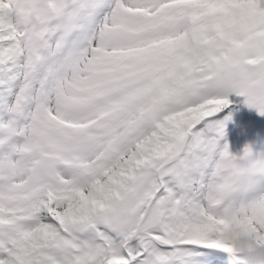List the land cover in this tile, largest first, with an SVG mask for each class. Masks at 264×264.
Segmentation results:
<instances>
[{
    "label": "snow or ice",
    "instance_id": "obj_1",
    "mask_svg": "<svg viewBox=\"0 0 264 264\" xmlns=\"http://www.w3.org/2000/svg\"><path fill=\"white\" fill-rule=\"evenodd\" d=\"M264 0H0V264H190L264 240Z\"/></svg>",
    "mask_w": 264,
    "mask_h": 264
},
{
    "label": "clouds",
    "instance_id": "obj_2",
    "mask_svg": "<svg viewBox=\"0 0 264 264\" xmlns=\"http://www.w3.org/2000/svg\"><path fill=\"white\" fill-rule=\"evenodd\" d=\"M231 243L240 253H230L231 264H264V240L257 239L239 225H233Z\"/></svg>",
    "mask_w": 264,
    "mask_h": 264
},
{
    "label": "rangeland",
    "instance_id": "obj_3",
    "mask_svg": "<svg viewBox=\"0 0 264 264\" xmlns=\"http://www.w3.org/2000/svg\"><path fill=\"white\" fill-rule=\"evenodd\" d=\"M229 96H232V94H230ZM231 106H232V103L229 104L228 106H226L224 109H222V111L218 114V117L222 118L224 115L228 114L229 112L232 113ZM243 107L247 108L250 111V114H248V112H246V115H245L246 118L244 117L243 119H241L242 120L241 123L236 126L235 132L232 135L231 140H230L231 144L229 146L230 150L232 151L234 145H236L237 143L240 144V147L236 151L237 155H239L238 152H241V150L244 149V147H245L244 142L248 141V136H249L248 132H249V130H251L250 126L252 125V123H256L257 124L258 121L260 120L261 116H262V114L260 112H258L257 109L249 107L246 103H244ZM249 121H251L250 124H247ZM228 125H230V121L227 122V126ZM195 252L197 254L192 256V258L190 257L191 258L190 260H193V257H196L197 259H200V260L208 259V261H207L208 263L207 264L219 263L218 261H214V260H216V258H213V257H216V256H213L211 258L209 255H208V257H203V255H201V253L204 252L203 246L196 247L195 248ZM214 254H220V253L216 252ZM195 263L196 262H193V264H195Z\"/></svg>",
    "mask_w": 264,
    "mask_h": 264
},
{
    "label": "bare ground",
    "instance_id": "obj_4",
    "mask_svg": "<svg viewBox=\"0 0 264 264\" xmlns=\"http://www.w3.org/2000/svg\"><path fill=\"white\" fill-rule=\"evenodd\" d=\"M224 255H226V257H227V256H229L227 253H226V254H224ZM221 258H223V257H221Z\"/></svg>",
    "mask_w": 264,
    "mask_h": 264
}]
</instances>
